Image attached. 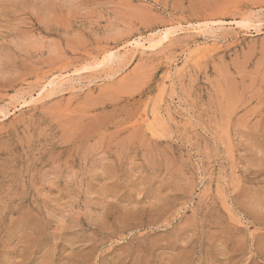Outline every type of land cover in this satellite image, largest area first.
<instances>
[{
    "label": "rangeland",
    "instance_id": "374dc122",
    "mask_svg": "<svg viewBox=\"0 0 264 264\" xmlns=\"http://www.w3.org/2000/svg\"><path fill=\"white\" fill-rule=\"evenodd\" d=\"M0 109V264H264V0H0Z\"/></svg>",
    "mask_w": 264,
    "mask_h": 264
},
{
    "label": "bare ground",
    "instance_id": "6f19581e",
    "mask_svg": "<svg viewBox=\"0 0 264 264\" xmlns=\"http://www.w3.org/2000/svg\"><path fill=\"white\" fill-rule=\"evenodd\" d=\"M243 20H241V22H236L237 24H239L238 26H242V27H246V26H253L252 24L254 23L253 21V23H251V19H248V18H242ZM235 20V19H234ZM238 21V20H237ZM262 23V21L261 20H259L257 23H254V25H256V24H261ZM177 24V23H176ZM181 23H178V25H180ZM177 25V26H178ZM199 26L198 27H194L193 28V30L195 29L196 31H207V30H209L210 29V31L212 30V29H219V28H223L224 27V22L223 21H211L210 23H208V22H206V23H203V24H201V23H199L198 24ZM262 25V24H261ZM237 26V25H236ZM166 27V26H165ZM255 27V26H254ZM179 28V27H178ZM178 28H176V26H174V25H169L168 27H166V28H164L163 30H161L160 32H158V33H154V36H151V37H149V38H145V39H143V38H140V39H134L133 41L131 40L130 42L128 41V43L125 45V46H123L124 47V52L123 53H120V51L118 50V48L116 49V50H114V49H110L108 52L106 51V54L104 55V58H103V60L100 62V64H97V65H89L87 68H89V67H95V66H98V65H100V66H104V65H106V66H108V63H114V62H117L116 61V59H118V61H120L121 59H123L124 57L122 56V54H125V53H127L128 51H130V50H134V49H141V51L142 50H147V49H149V50H153L156 46H158V45H160L162 42H164L165 40H167L169 37H170V35H174V33L176 32V29H178ZM249 29V28H248ZM201 33H203V32H201ZM211 33V32H210ZM209 33V34H210ZM208 34V35H209ZM202 43V42H201ZM204 44V43H203ZM134 47V48H133ZM119 49H121V48H119ZM137 51V50H136ZM138 52V51H137ZM132 58V57H131ZM120 59V60H119ZM121 62V61H120ZM171 67H172V65H171ZM81 73V69H78V70H75L74 71V74H72V75H64V73L62 74H60V75H55V77H53V78H49V80H47L46 81V83L45 84H43V86L42 87H39V88H41V89H39L40 91H39V95H42V94H44V93H47V92H49V91H51V90H55L57 87H60V86H62V85H64V83L65 82H67V81H75L76 80V78L74 77L75 75H79ZM112 73V72H111ZM114 74V73H113ZM109 75V74H108ZM110 76H111V74H110ZM111 77H113V76H111ZM48 79V78H47ZM41 86V85H40ZM33 92V91H32ZM38 92V91H37ZM50 93V92H49ZM30 94V93H29ZM33 94V93H32ZM28 96V95H27ZM46 97V96H45ZM34 96L33 95H31V98L29 99H27V98H24L23 97V101H22V103H21V107L23 106H27V104H30L32 101H34ZM17 99V98H16ZM41 100V99H40ZM19 102V101H18ZM36 103V102H35ZM19 106H20V104H19ZM16 107V106H15ZM30 107V106H29ZM28 107V108H29ZM15 109V108H14ZM9 112V111H8ZM0 114H2V116L4 117V116H6L7 117V112L4 110V109H0ZM9 114V113H8ZM2 117V118H3Z\"/></svg>",
    "mask_w": 264,
    "mask_h": 264
}]
</instances>
